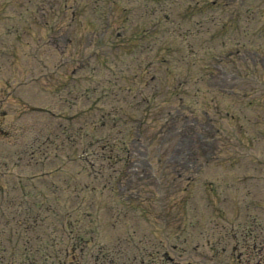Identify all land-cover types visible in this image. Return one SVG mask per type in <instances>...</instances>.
Wrapping results in <instances>:
<instances>
[{
	"label": "rangeland",
	"instance_id": "obj_1",
	"mask_svg": "<svg viewBox=\"0 0 264 264\" xmlns=\"http://www.w3.org/2000/svg\"><path fill=\"white\" fill-rule=\"evenodd\" d=\"M53 1L54 5L51 4V0H0V187H2L0 208L5 211V215L0 216L1 219L3 217V221L0 219V228L3 229L2 243L9 249L15 246L14 255H18L16 259L20 257L24 246H28L24 243L29 236L33 235L31 240L36 241L35 233L24 231L25 217L28 215L31 218L36 212L38 216L46 217L42 225L39 223L41 240H46L44 246L46 248L51 246L49 250L53 248L66 252L65 258L79 256L81 244L77 243L80 246L75 250L70 248V240H75V234H72V237L61 234V228L65 227L64 223L68 221L56 220L58 213L42 212L37 208H31L28 214L21 212L20 205L24 200L21 195L22 186L19 184L22 179L28 181L27 176H34V181L38 178L50 181L56 180L58 176H65L60 171L74 170V164L83 167V164L69 161L67 156L71 153L66 148L56 147L66 146L60 143L67 137L65 128L62 129L61 116L70 117L76 111L90 107L93 102L99 100L100 94H104L108 100L121 98L125 92L127 93V86L135 85L137 72L140 70L136 67L135 59H132L133 54L134 57L138 54L135 50L125 53L122 47L127 44L122 42V39L115 41V37H107L101 41L97 38L106 19L98 15L95 8H112L114 5V8L122 12L131 7L132 12V8L137 4L148 12V19L152 20V6L165 2L158 0H107L106 3L103 0ZM20 2L22 5H19ZM263 7L264 5L261 8ZM73 13L77 21L70 23ZM112 15L113 20L118 19L113 26L118 27L120 31L126 29L127 34L134 29L132 23L142 17L140 10L135 14L123 15L124 21H121L115 12ZM48 19L52 20L50 23L52 30L46 35L43 26ZM79 20V23L89 31L81 32L76 27ZM64 30L73 32L71 41L68 40L65 46L63 43L62 47L52 43L55 38H65ZM172 38L173 36H166L162 40L167 42ZM138 56L140 62L149 63L147 78L153 74L156 77L160 75L161 72H156L150 57ZM166 58L172 59V55L168 54ZM65 82H68V86L63 89ZM153 84L154 81L148 84L145 93L154 109H160L164 95H154ZM75 94L79 95L76 103L71 98ZM126 98L128 97L124 96V99ZM103 107L107 109V106L103 105ZM92 108L97 118V111L93 105ZM84 118L91 121V128L93 123L94 125L104 123L93 119L91 113ZM106 124L109 125L108 120ZM101 134L114 140L110 127ZM120 137L121 135H116L118 142L122 139ZM71 139L78 141L75 137ZM141 142L151 149L147 153L148 157L151 153H159L163 160L167 158V153L157 150L168 152V147L159 138L142 136ZM90 150L96 153L94 158L89 159L90 162H94V167L87 169L92 175H86L82 171L81 180L82 185L87 184L83 189L84 197L86 200L94 199L95 202H93L94 206L93 203L90 205L88 212L80 221L79 217L70 220L71 228L75 232H84V235L100 232L108 239H111L110 235L112 236L110 243L105 246L91 242L84 253L85 257L101 253L113 257L125 256L120 254L125 252L120 249L123 244L116 240V238L122 239V235L126 234L124 214H120L124 207L115 201V197H111L108 160L104 161V169L101 170L99 164L102 159L99 158L98 150L92 148ZM84 157L82 155V159ZM246 158L247 167L236 166L223 174L218 170L209 174L207 178L215 184L206 188L213 187L217 191L220 186H225L223 180L229 182L226 184L228 185L232 178L239 182H242L241 179H246L245 182L248 183L255 195L253 198L258 203L264 197V153L251 151ZM85 161L88 162L87 159ZM94 184L97 185V196L93 192ZM37 188L42 189L40 184ZM229 188L232 191L231 184ZM246 193L247 191L241 188L235 189L225 210L230 211V204L237 205V211L241 210L242 196ZM142 196L149 199L144 201V207L148 210L143 209V212L138 213L127 212L125 215L126 220L131 222L129 226L135 232L136 238L143 244L147 242L149 247L164 240L167 234L181 237L186 235L178 228L180 217L184 215L182 218L184 222L191 220L194 213L200 209L195 201L202 210L208 209L206 199L194 189L190 190L188 197L179 191L166 201L159 200L151 192ZM168 211L175 212V216L167 214ZM246 212L243 211L240 218L244 225V240L250 237L246 230ZM224 218L225 225L237 226V221L232 219L231 214L226 213ZM113 222L116 225H113ZM200 224L204 225L205 222ZM10 231L13 233L8 234ZM171 241L175 240L171 239ZM65 248L69 249L68 253Z\"/></svg>",
	"mask_w": 264,
	"mask_h": 264
}]
</instances>
